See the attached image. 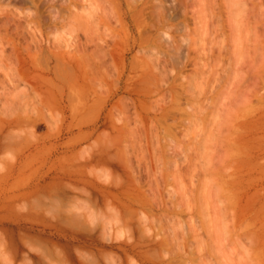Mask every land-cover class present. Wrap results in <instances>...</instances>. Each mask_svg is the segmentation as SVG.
<instances>
[{"label": "rangeland", "instance_id": "obj_1", "mask_svg": "<svg viewBox=\"0 0 264 264\" xmlns=\"http://www.w3.org/2000/svg\"><path fill=\"white\" fill-rule=\"evenodd\" d=\"M133 1L0 0V37L38 54L0 65V264H179L154 246L173 224L193 264H264V0H174L164 26Z\"/></svg>", "mask_w": 264, "mask_h": 264}, {"label": "bare ground", "instance_id": "obj_2", "mask_svg": "<svg viewBox=\"0 0 264 264\" xmlns=\"http://www.w3.org/2000/svg\"><path fill=\"white\" fill-rule=\"evenodd\" d=\"M15 2H18V3H21V4H29V7H33V8H35V9H37L38 7H39V5H38V3H39V1L40 0H38L37 2H35V0H14ZM133 1V0H132ZM165 1V5H160V9H159V11L160 12H162V15L164 14V22L163 21H161V22H163V23H161L162 24V26H164V25H167V23H169V21H171V22H173V21H175V20H177V18H178V15H179V13H178V7H176L175 5V2H174V0H171L170 1V3H168V2H166V0H164ZM201 1V0H200ZM205 1V0H204ZM230 1V0H229ZM139 2V4H140V2H143V1H138ZM145 2H147V0L146 1H144L143 3H144V7H146L145 5ZM150 2V1H149ZM208 2V1H207ZM233 2V1H232ZM133 3H136L137 4V1L135 2V1H133L132 2V4ZM203 3H205V2H203ZM210 3V2H209ZM7 4V3H6ZM41 4H42V0H41V2H40V6H41ZM45 4V3H44ZM47 4V3H46ZM136 4H135V6H136ZM149 4V3H148ZM85 6V5H84ZM126 6H127V10L128 11H130V12H133V11H131V9H133L134 10V14H132V15H135V16H133V18L134 17H136L135 19H136V21H134V23L135 22H137V23H135V24H137L136 26H141L142 24V22L144 23V19H145V14H144V12H143V10H144V7H143V4H141V6L143 7V9L142 8H140V7H138L139 8V10H135L134 8H132V7H135L134 5L133 6H129L127 3H126ZM129 6V7H128ZM138 6V5H137ZM73 7V6H72ZM91 6L89 5V8H90ZM118 7V6H117ZM207 7H208V5H207ZM211 7V6H210ZM4 8V7H3ZM9 8V7H8ZM76 8V7H75ZM129 8H131L130 10H129ZM153 8H154V6L152 7V5H151V12H150V14H149V18L150 19H152V18H154V19H156L155 18V16L156 15H154V12H155V10L157 9L156 7V9L154 8V10H153ZM159 8V7H158ZM12 9V8H11ZM84 9V8H83ZM215 9V8H214ZM26 10V9H25ZM91 10H92V7H91ZM153 10V11H152ZM201 10V9H200ZM6 11V10H5ZM20 11V10H19ZM80 11V10H79ZM85 11V9L83 10V14H88V13H85L84 12ZM145 11V10H144ZM157 12L158 13V15H159V19H161V13L160 12ZM202 11H203V9H202ZM58 12V11H57ZM61 12V11H60ZM64 12V11H63ZM88 12H90V11H88ZM92 12V11H91ZM96 12V11H95ZM129 12V13H130ZM155 12V13H156ZM182 12V11H181ZM207 12V11H206ZM209 12V11H208ZM35 13V12H34ZM197 13V12H196ZM239 13V12H238ZM237 13V18H238V14ZM241 13V12H240ZM28 14V13H27ZM82 14V15H83ZM235 14V13H234ZM30 15V14H29ZM78 15V14H77ZM80 15V14H79ZM81 15V16H82ZM88 15H90V14H88ZM202 15V14H201ZM34 16V15H33ZM36 16V15H35ZM33 17V18H36V17ZM80 16V17H81ZM108 16V15H107ZM199 16V15H198ZM214 16V15H213ZM240 16H241V14H240ZM21 17V16H20ZM75 17V16H74ZM79 17V16H78ZM84 17V16H83ZM132 16L130 15V18H131ZM157 17V16H156ZM209 17V16H208ZM211 17V16H210ZM76 18V17H75ZM85 18V17H84ZM233 18V17H232ZM78 19V18H77ZM108 19V18H107ZM132 19V18H131ZM134 19V20H135ZM143 19V20H142ZM202 19V18H201ZM206 19V18H205ZM219 19V18H218ZM236 19V18H235ZM74 20V19H73ZM83 20V19H82ZM86 20H87V18L85 19V22H86ZM149 20V19H148ZM206 20H209V18H207ZM212 20H213V17H212ZM242 20V19H241ZM3 22H0V28H2V27H4V28H7L6 26H7V24H9V22H8V19H7V22H4V20H2ZM6 21V20H5ZM28 21V20H27ZM79 21H81V19L79 20ZM84 21V20H83ZM156 21H158V19H156ZM156 21L154 22L153 21V23H155L156 24ZM160 21L159 22H157V24H156V26H154L153 24L149 27V28H153V30H158L160 27H162L161 26V24L159 25V23H160ZM239 21V20H238ZM62 22V21H61ZM99 22V21H98ZM112 22V21H111ZM133 22V21H132ZM148 22H150V21H148ZM170 22V23H171ZM202 22H204L203 20H202ZM211 22V21H210ZM210 22H209V24H207V25H210ZM244 22V21H243ZM33 24V22H31V20H29V22H27V27L30 25V24ZM50 23V22H49ZM151 23V22H150ZM169 23V24H170ZM206 23V22H205ZM217 23V22H216ZM239 23V22H238ZM16 24V23H15ZM86 24V23H85ZM140 24V25H139ZM200 24H202V23H200ZM232 24V23H231ZM36 25H37V23H36ZM195 25V24H194ZM205 25V24H204ZM239 25V24H238ZM22 26V25H21ZM35 26V25H34ZM233 26V25H232ZM243 26V25H242ZM142 27V26H141ZM140 27V28H141ZM211 27V26H210ZM210 27H208V29L210 30ZM216 27H217V25H216ZM219 27V26H218ZM21 28V29H20ZM23 28V29H22ZM25 28H26V26H25ZM139 28V29H140ZM231 28V27H230ZM236 28V27H235ZM234 28V29H235ZM18 29H20L21 31H22V33L21 32H19V30ZM27 29V28H26ZM35 29H36V26H35ZM38 29H39V27L36 29L37 31H38ZM137 29H138V27H137ZM204 29H205V27H204ZM239 29V28H238ZM237 29V30H238ZM13 30V32L15 31V33H14V35L16 34V36H21V39H22V35L24 34V32L23 31H25L24 30V27H20V25L17 27V26H14V28L12 29ZM11 30V31H12ZM94 30V29H93ZM164 30H165V28H164ZM178 30V29H177ZM205 30H207V29H205ZM204 30V31H205ZM3 32V31H2ZM147 32V31H146ZM210 32H211V30H210ZM213 32H215L214 30H213ZM11 33V32H10ZM27 33H28V31H27ZM216 33V32H215ZM218 33V32H217ZM22 34V35H21ZM164 34V33H163ZM205 34V33H204ZM210 34V33H209ZM13 35V36H14ZM213 35H215V34H213ZM224 35V34H223ZM4 36V35H3ZM2 36V37H3ZM29 36V35H28ZM107 36V35H106ZM2 37H0V63L2 62V63H4V62H9L10 64H12L10 61H13L14 62V60H15V63L18 65V66H24V65H26V63L28 62V61H30L31 59V57H32V59H34L35 57L37 58V56L36 55H38V54H36V55H32L31 53H30V51H29V48L28 47H26L25 49H24V47H22V49L24 50L23 52H17L18 51V49H17V47L14 45V44H11V43H14L13 41H9L10 40V38H7L6 36H4L5 38H2ZM199 37H200V33H199ZM117 38V37H116ZM125 38V37H124ZM161 38V37H160ZM24 39H25V37H24ZM39 38H37L35 35H33V37H31V39L30 40H32L31 41V45H34L33 47V50L37 47V51H38V47H39V49H40V45H41V41H39L38 40ZM201 39V38H200ZM3 40H6L7 41V44L8 45H11L12 47V51L10 52V54L9 53H7L6 51V46L4 45V42H3ZM147 40V39H146ZM164 40V39H163ZM162 41V40H161ZM199 41V40H198ZM221 42V41H220ZM22 43V42H21ZM20 43V44H21ZM148 43V42H147ZM223 43V42H222ZM6 44V43H5ZM6 44V45H7ZM24 44V43H23ZM120 44V43H119ZM144 44V43H143ZM159 44V43H158ZM197 44V43H196ZM104 45V44H103ZM142 45V44H141ZM217 46H219L218 44H216ZM215 45V46H216ZM237 45V44H236ZM235 45V46H236ZM43 46V45H42ZM56 46V45H55ZM30 47V46H29ZM100 47V46H99ZM221 47V46H220ZM233 47V46H232ZM169 48V47H168ZM180 48V47H179ZM30 49H32V47L30 48ZM219 49V51H218V54L219 53H221V50L223 49V47H222V49H220V48H217V50ZM225 49V48H224ZM121 50V49H120ZM201 50V49H200ZM226 50V49H225ZM40 51V50H39ZM171 51V50H170ZM177 51V50H176ZM176 51H174V53L176 52ZM183 52V51H182ZM223 52V51H222ZM225 52V51H224ZM236 52V51H235ZM238 52V51H237ZM38 53V52H37ZM177 53V52H176ZM39 54H40V52H39ZM92 54V53H91ZM97 54V53H96ZM172 54H173V51H172ZM236 54V53H235ZM42 55H44V52H42V54L40 55L41 57H42ZM183 55V54H182ZM221 55V54H220ZM240 55V54H239ZM80 56V55H79ZM105 57V56H104ZM223 57V56H222ZM221 57V58H222ZM48 58H50V57H48ZM53 58H54V61L56 62H59L58 60H60V56L59 55H53ZM63 58V57H62ZM234 58V57H233ZM45 58H43V61H46V60H44ZM86 59V58H85ZM172 59V58H171ZM183 59V58H182ZM47 60H50V59H47ZM88 60V59H87ZM95 60V59H94ZM262 60V59H261ZM19 61V62H18ZM91 61V60H90ZM102 61V60H101ZM183 61V60H182ZM210 61V60H209ZM212 61V60H211ZM210 61V62H211ZM217 61V60H216ZM218 61H219V59H218ZM231 61V60H230ZM38 62V61H37ZM40 62H42L41 61V59H40ZM54 62V63H55ZM87 62V61H86ZM100 62V61H99ZM174 62V61H173ZM213 62H214V60H213ZM220 62V61H219ZM234 62V61H233ZM263 62V61H262ZM261 62V63H262ZM2 63L0 64V65H2ZM45 63V62H44ZM217 63V62H216ZM215 63V64H216ZM221 63V62H220ZM220 63H218V64H220ZM41 64V63H40ZM47 64H48V61H47ZM151 64V63H150ZM214 64V63H213ZM214 64V65H215ZM218 64L216 65V66H218ZM5 65V69L6 68H8L9 66L7 65V64H3V66ZM7 65V66H6ZM17 65H15V73H16V75H13L12 74V76L11 75H9V74H4L5 76H8V78H9V82H11L10 81V77H12V78H15L12 82H15V81H17V82H24V83H27V80L25 79L26 77H27V74L28 73H26L25 72V70H23L22 68H20L19 69V67L17 66ZM209 65V64H208ZM212 65V64H211ZM21 66V67H22ZM46 66V63L44 64V65H42V69H44V67ZM150 66V65H149ZM205 65H203L202 67H204ZM18 67V68H17ZM101 67V66H100ZM136 67H137V65H136ZM209 67L210 66H208V69H209ZM1 68V67H0ZM215 68V67H214ZM91 69H93V68H91ZM91 69H89V71L91 70ZM160 69V68H159ZM45 70V69H44ZM94 70V69H93ZM144 70V69H143ZM94 71H96V70H94ZM203 71H204V68H203ZM212 71V70H211ZM225 71V70H224ZM44 72H46V71H44ZM85 72V71H84ZM87 72V71H86ZM135 72V71H134ZM157 71H155V73H156ZM47 73V72H46ZM91 74H92V70H91V72H90ZM202 73V72H201ZM205 73V72H204ZM208 73V72H207ZM44 74V73H43ZM261 74V73H260ZM60 76V75H59ZM262 76V75H261ZM31 77V76H30ZM200 77V76H199ZM214 77V76H213ZM219 77V76H218ZM261 78V77H260ZM130 79V78H129ZM149 79V78H148ZM218 79V78H217ZM150 80V79H149ZM152 80V79H151ZM220 81V80H219ZM1 82V81H0ZM98 82V81H97ZM6 83V82H5ZM93 83V82H92ZM9 84V83H8ZM13 84V86H14V84L15 83H12ZM22 84V83H21ZM51 84V83H50ZM116 84V83H115ZM10 85V84H9ZM220 85V84H219ZM1 86V85H0ZM52 86V85H51ZM20 87V86H19ZM9 88V87H8ZM32 88V87H31ZM189 88V87H188ZM187 87H186V90L185 91H187V89H188ZM6 89V88H5ZM10 89V88H9ZM16 89V88H15ZM191 89V88H190ZM14 90V89H13ZM194 90V89H193ZM18 91V90H17ZM17 91H16V93H17ZM20 91H21V89H20ZM20 91H18L19 92V94H20ZM24 91H26V90H24ZM9 92V91H8ZM21 92H23V91H21ZM33 92V91H32ZM6 94V93H5ZM12 94H13V91H12ZM15 94V93H14ZM232 94V93H231ZM21 95V94H20ZM18 96V95H17ZM24 96V95H23ZM33 96V95H32ZM196 96V95H195ZM259 96H260V94H259ZM7 97V96H6ZM21 97H22V95H21ZM28 97H30V96H28ZM9 98V97H8ZM11 98V97H10ZM19 98H20V96H19ZM22 98H24V97H22ZM26 98V97H25ZM13 99V98H12ZM16 99V98H15ZM263 99V98H262ZM28 100V99H27ZM37 100V99H36ZM171 100V99H170ZM194 100V99H193ZM253 100V99H252ZM5 101V100H4ZM13 101V100H12ZM16 101H18V100H16ZM25 101V100H24ZM24 101H23V103H24ZM264 101V100H263ZM6 102V101H5ZM13 102H15V101H13ZM12 102V103H13ZM20 102V101H19ZM11 103V102H10ZM122 103V102H121ZM2 104V103H1ZM5 104V103H4ZM8 104V103H7ZM27 104H28V102H26V104H23L22 106H21V103L19 104V110L21 109V107H23V106H26L27 107ZM247 104V103H246ZM11 105V104H10ZM165 105V104H164ZM245 105V104H244ZM2 106V105H1ZM0 106V107H1ZM12 106H13V104H12ZM195 106H197V105H195ZM194 106V107H195ZM15 107V106H14ZM13 107V108H14ZM33 107V106H32ZM198 107V106H197ZM243 107V106H242ZM9 108H10V106H9ZM12 108V107H11ZM27 108H29V104H28V107ZM191 108V107H190ZM201 108V107H200ZM256 108V107H255ZM24 109V108H23ZM23 109H21V110H23ZM196 109V108H195ZM198 109H199V107H198ZM5 110V109H4ZM25 110V109H24ZM29 110H30V108H29ZM251 110H253V108L251 109ZM198 112V111H197ZM205 113V112H204ZM4 114V113H3ZM23 114V113H22ZM25 114V113H24ZM195 114H196V111H195ZM195 114H193L192 113V115L193 116H195ZM203 114V113H202ZM215 114V113H214ZM218 114V113H217ZM254 114V113H253ZM173 115V114H172ZM199 116V115H198ZM214 116V115H213ZM212 116V117H213ZM25 117V116H24ZM117 117V116H116ZM201 117V116H200ZM8 119V118H7ZM134 119V118H133ZM191 119V118H190ZM190 119H188V121H190ZM192 120V119H191ZM19 121V120H18ZM113 121V120H112ZM197 122V121H196ZM212 122V121H211ZM136 124V123H135ZM195 124V123H194ZM197 124V123H196ZM195 124V125H196ZM188 125H189V127H190V125H192V124H189V122H188ZM194 125V126H195ZM15 126V125H14ZM18 126V125H17ZM135 126V125H134ZM154 126V125H153ZM193 126V125H192ZM152 127V126H151ZM187 128V127H186ZM212 128V127H211ZM126 129V128H125ZM152 129V128H151ZM165 129V128H164ZM169 129V128H168ZM167 129V130H168ZM166 130V129H165ZM128 131V130H127ZM191 131V130H190ZM222 131V130H221ZM122 132V131H121ZM126 132V131H125ZM166 132V131H165ZM186 132V131H185ZM188 132V131H187ZM210 132V131H209ZM169 133V132H168ZM126 134V133H125ZM124 134V135H125ZM166 134H167V132H166ZM177 134V133H176ZM184 134V133H183ZM187 134V133H186ZM204 134V133H203ZM209 134V133H208ZM199 135V134H198ZM207 135V134H206ZM210 136V135H209ZM130 137H132V135L130 136ZM201 137V136H200ZM207 139H208V137H206ZM205 137H204V139H206ZM117 139V138H116ZM130 139V138H129ZM132 139V138H131ZM134 139V138H133ZM132 139V140H133ZM137 139V138H136ZM181 139V138H180ZM203 139V140H204ZM206 139V140H207ZM156 140V139H155ZM182 140V139H181ZM184 141V140H183ZM195 141V140H194ZM211 141V140H210ZM132 142V141H131ZM139 142V141H138ZM156 142V141H155ZM201 142H202V139H201ZM206 141H203V143H205ZM119 143V142H118ZM123 143H124V141H123ZM152 143V142H151ZM207 143H210V142H207ZM128 144V143H127ZM198 145H199V143H198ZM120 146V145H119ZM126 146H128V145H126ZM126 146H124V147H126ZM118 147V146H117ZM121 148V147H120ZM130 148V147H129ZM122 149V148H121ZM128 149V148H127ZM141 149V148H140ZM155 149V148H154ZM124 150H125V148H124ZM145 151V150H144ZM200 151V150H199ZM208 151V150H207ZM126 152V151H125ZM157 152H158V150H157ZM168 152V151H167ZM206 152V151H205ZM204 152V153H205ZM126 154V153H125ZM172 154V153H171ZM170 154V155H171ZM159 155V154H158ZM126 157H127V155H125ZM136 156V155H135ZM166 156V155H165ZM174 157V156H173ZM226 157V156H225ZM156 158V157H155ZM158 160V159H157ZM160 160V159H159ZM212 160V159H211ZM127 161V160H126ZM160 162V161H159ZM179 162H181V161H179ZM178 163V162H177ZM162 165V164H161ZM130 166V165H129ZM157 167H159L158 166V164L156 165ZM124 168V167H123ZM160 168V167H159ZM180 168H181V166H180ZM164 169V168H163ZM170 172V171H169ZM177 176V175H176ZM180 176V175H179ZM134 178V177H133ZM178 178V177H177ZM181 179V178H180ZM159 180V179H158ZM162 180V179H161ZM182 180V179H181ZM180 181V180H179ZM116 183V182H115ZM122 183V182H121ZM140 183V182H139ZM133 184H134V181H133ZM132 184V185H133ZM181 184V183H180ZM118 185H119V183H118ZM127 185V184H126ZM135 185V184H134ZM151 185V184H150ZM178 185V184H177ZM181 186V185H180ZM149 188L151 187L152 188V185L151 186H148ZM157 187V186H156ZM155 187V188H156ZM177 187V186H176ZM206 187V186H205ZM205 187H203V188H205ZM118 188V187H117ZM140 189L141 188V186H140V184H138L137 182H136V190L138 191V189ZM148 188V189H149ZM178 189V188H177ZM183 189V188H182ZM150 190V189H149ZM152 190V189H151ZM167 191V190H166ZM184 191H186V189L184 190ZM204 191V190H203ZM142 192V191H141ZM153 194H154V192L153 191H151ZM179 192V191H178ZM177 192V193H178ZM120 194H121V192H119ZM136 193V192H135ZM203 193V192H202ZM123 195H125L126 194V192H123L122 193ZM122 194H121V197H122ZM179 194H180V192H179ZM151 195V194H150ZM119 196V195H118ZM126 197H127V195H125ZM154 196V195H153ZM166 196V195H165ZM112 197V196H111ZM116 197V196H115ZM147 196H139V194H138V192H137V194H135L134 196H132V198H134V199H130L129 198V196H128V198L130 199L129 201H127L126 203H128V205H123V207H132V206H136V207H152V205H153V203H152V205H151V200L149 199L148 200V198H146ZM149 197V196H148ZM182 197V196H181ZM180 197V198H181ZM188 197V196H187ZM205 197V196H204ZM112 200H113V197L111 198ZM115 199V198H114ZM122 199H125V198H123L122 197ZM152 199V198H151ZM182 199V198H181ZM111 200V201H112ZM154 200H155V198H154ZM183 200L185 201V199H184V196H183ZM108 201V200H107ZM106 201V202H107ZM114 201V200H113ZM112 201V202H113ZM116 201V200H115ZM118 201V200H117ZM121 201V200H120ZM119 201V202H120ZM181 201V200H180ZM188 201V200H187ZM116 203V204H119L118 206L120 207V205H122V204H120V203ZM189 202V201H188ZM174 203V202H173ZM172 203V204H173ZM185 203V202H184ZM184 203H181V204H184ZM166 204V203H165ZM178 204V203H177ZM188 204V203H187ZM224 205V204H223ZM156 206H158V205H155V207ZM153 207H154V205H153ZM160 207H161V205H160ZM181 207V206H180ZM132 211V210H131ZM184 211V210H183ZM133 212V211H132ZM140 213V212H139ZM141 214V213H140ZM220 215V214H219ZM149 216V215H148ZM116 217V216H115ZM151 217V216H150ZM146 218V217H145ZM172 218V217H171ZM140 219V218H139ZM142 219V218H141ZM140 219V220H141ZM216 219V218H215ZM219 219H220V217H219ZM218 219V220H219ZM143 220V219H142ZM221 220V219H220ZM146 221V220H145ZM150 221V220H149ZM160 221V220H159ZM168 221V220H167ZM210 221V220H209ZM214 221H216V220H213V223L212 224H214ZM151 222V221H150ZM157 222V221H156ZM166 222V221H165ZM211 222V221H210ZM218 222V221H217ZM155 223V222H154ZM158 223V222H157ZM122 224H123V222H122ZM146 224V223H145ZM169 224V223H168ZM216 224V223H215ZM123 225H125V224H123ZM155 225H157V224H155ZM172 225V224H171ZM208 225H210V223L208 222ZM217 225V224H216ZM215 225V226H216ZM225 225V224H224ZM174 224H173V236H166L165 234V236H166V238H163V239H160L159 241H155L157 244H155L154 246H156V247H158V248H160V250L162 251H164V250H167V248H172L170 251H172V252H170V253H172V255L174 254V255H176V256H178L179 255V252H178V250L179 251H181L183 254L181 255V256H179L180 257V259L181 260H179L181 263H179V264H193V262H192V259H191V257H189V254L190 253H186V251H185V249H186V244H185V242L183 243V244H181V242H183V241H185L186 240V238H183V241H178V240H181V239H179L178 238V236H177V234H176V232H175V230H174ZM221 226V225H220ZM220 226H217L218 228L220 227ZM124 227V226H123ZM152 227V226H151ZM164 227V226H163ZM190 227V226H189ZM192 227V226H191ZM194 227V226H193ZM245 227V226H244ZM250 227H251V224H250ZM155 228V227H154ZM160 228V227H159ZM170 228V227H169ZM179 228V227H178ZM194 228H196V227H194ZM222 228V227H221ZM220 228V229H221ZM248 229V228H247ZM146 230H148V229H146ZM183 230V229H182ZM144 231V230H143ZM156 231V230H155ZM167 231H168V227H167ZM179 231V230H178ZM209 231V230H208ZM210 231H212L211 229H210ZM209 231V232H210ZM217 231V230H216ZM220 231V230H219ZM162 232V231H161ZM190 232V231H189ZM214 232H215V230H214ZM213 232V233H214ZM159 233V232H158ZM194 235V234H193ZM195 235H197V234H195ZM195 237H198V236H195ZM191 238H192V236H191ZM131 240V239H130ZM129 240V241H130ZM197 240V239H196ZM200 240V239H199ZM133 241V240H132ZM140 241V240H139ZM203 241V240H202ZM247 241V240H246ZM179 242H180V244H179ZM192 242V241H191ZM201 242V241H200ZM195 243V242H194ZM196 243H199V241L198 242H196ZM202 243V242H201ZM205 243V242H204ZM251 244V243H250ZM201 245V244H200ZM172 246V247H171ZM198 247H199V244H198ZM251 247H252V244H251ZM176 248H177V250H176ZM203 249V248H202ZM202 249H201V251H202ZM200 249H198V251H199ZM168 251H169V249H168ZM197 250H195V252H196ZM174 252V253H173ZM194 253V252H193ZM197 253V252H196ZM192 254V253H191ZM195 255V254H194ZM169 256H171V254L169 255ZM207 256V255H206ZM255 256V255H254ZM189 258V259H188ZM203 259V258H202ZM3 260V259H2ZM1 260V261H2ZM113 260V259H112ZM197 260V259H196ZM131 261H133V260H131ZM202 261V260H201ZM129 262V261H128ZM5 263H6V261H5ZM112 263H113V261H112ZM145 263V262H144ZM176 263V262H175ZM198 263V262H197ZM200 264H201V262H199ZM198 263V264H199ZM130 264V263H129ZM131 264H133V263H131ZM173 264V263H172ZM203 264V263H202Z\"/></svg>", "mask_w": 264, "mask_h": 264}]
</instances>
